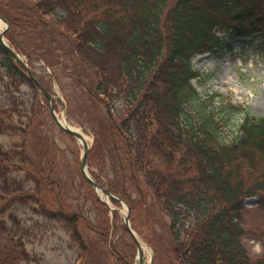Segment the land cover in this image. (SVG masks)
<instances>
[{
  "label": "trees",
  "instance_id": "16d2710c",
  "mask_svg": "<svg viewBox=\"0 0 264 264\" xmlns=\"http://www.w3.org/2000/svg\"><path fill=\"white\" fill-rule=\"evenodd\" d=\"M0 15L9 24L8 44L26 57L48 92L52 78L51 90L35 62L46 65L58 86L59 69L92 110L104 111L94 119L89 171L130 207L131 227L152 248V264H264V256L251 258L242 243L243 201L256 197L264 209V117L229 96H203L193 85L201 76L193 67L197 56L220 53L226 37H264V0H0ZM47 106L0 47V137L37 134ZM71 111L67 103L68 118ZM228 129L231 136L224 135ZM55 150L53 143L31 158L23 148L0 146V264L33 262L25 242L35 235L12 205L40 201L39 194L61 187L51 178L58 175ZM24 164L29 170L21 181L14 173L24 172ZM29 177L32 186L26 188ZM81 178L103 222L95 229L102 241L93 245L96 251L85 246L78 264H102V242L114 264H133L136 244L123 223L120 235L115 228L120 215L110 213ZM149 195L168 219L167 241L140 232L150 213ZM46 210L80 239L74 215Z\"/></svg>",
  "mask_w": 264,
  "mask_h": 264
},
{
  "label": "rangeland",
  "instance_id": "374dc122",
  "mask_svg": "<svg viewBox=\"0 0 264 264\" xmlns=\"http://www.w3.org/2000/svg\"><path fill=\"white\" fill-rule=\"evenodd\" d=\"M224 40L225 48L220 53L200 55L193 60L194 69L201 74L198 79L193 81V85L203 96L209 94L229 96L232 103L244 106L251 115L264 117V37L238 39L231 36ZM34 65L35 72L44 76V83L52 90L48 81V71L42 69L40 62H35ZM56 71L62 75L57 89L53 87L58 103L57 114L61 116L64 109L66 112L68 103L72 110L71 118H67L68 123L81 129L87 137V142L91 145L95 116L99 117L98 110L100 115L104 111L102 108L92 110L81 90L75 89L68 77L59 69ZM21 90L27 95H31L29 87L22 86ZM14 120L17 121L16 117ZM38 120L43 126L37 134L30 136L17 132V134L13 133V136H1L0 146L8 151L17 148L22 150L23 148L25 155L33 158V155H38L40 149H49L55 143L62 151L55 150L54 157H51L54 159L53 169L58 172L57 177L52 176L51 178L60 183L61 189L54 188L49 194L42 192L37 197L40 201L20 200L12 206L18 209V217L29 226L30 232L35 235L34 239L25 242L26 251L33 259L32 264H78L86 247L88 251H96L93 245L102 241L95 231V229L102 228L103 219L98 212L100 206L93 203L94 199L90 191L80 186L82 178L77 161L82 155L81 145L61 134L49 113L43 112ZM24 121L26 122L27 119L25 118ZM233 125L234 123H231V126ZM234 130L235 127H232L231 131L234 132ZM231 131L225 130L224 135L231 136ZM21 170L24 172L14 173V176L25 181L29 169L24 164ZM26 182H24L26 188L32 186L31 177ZM50 183L54 184L53 181ZM31 193L33 192L31 191ZM109 206L118 210L123 209L111 202H109ZM147 206L151 214L149 213L145 228L140 232L148 234V239L151 238L150 234H153V240H166L169 225L167 217L154 207L150 195L147 197ZM243 206L245 208L243 227L246 234L242 243L251 258H260L264 256V209L259 207L256 197L244 200ZM43 207L49 214L62 211L69 216L74 215L80 239L75 241L70 224L66 226L64 220L58 221L43 214ZM118 214L120 218H118L115 228L120 235L124 215L121 212ZM150 229H153V232ZM150 249V247H146L144 252L146 263L150 261ZM97 251L100 252L98 257L100 263L114 264L112 257L106 254V251H109L103 242ZM133 264L138 263L134 260Z\"/></svg>",
  "mask_w": 264,
  "mask_h": 264
},
{
  "label": "water",
  "instance_id": "95a60500",
  "mask_svg": "<svg viewBox=\"0 0 264 264\" xmlns=\"http://www.w3.org/2000/svg\"><path fill=\"white\" fill-rule=\"evenodd\" d=\"M9 25L5 18H3L0 15V47L12 58L14 62H16L18 65H20L26 75L31 79V81L35 84L38 91L45 96L48 102V110L53 118V121L57 125V127L62 130L63 132L69 134L71 137H73L82 147V155L80 158V171L83 176V178L91 185V187L95 190L97 194H101L100 197L108 204L109 199L117 200L121 203V205L124 207L122 210H114L110 208L111 211L121 212L124 215V223L126 226L127 231L129 232L130 236L134 240L136 247H137V261L138 264H147L143 258V245H145L143 242H141L137 236V234L131 229L130 224V208L129 206L120 198L113 196L110 194L105 188H103L99 183H97L93 177L88 172L87 167V156L88 153L91 150V146H89L86 136L83 135L81 132L71 129V127L68 125L67 121V115L64 111L62 112L61 116H58L55 111L54 106V96H52L49 92H47L41 84L35 79V77L32 75L28 65L25 63L24 58L16 52L13 48H11L6 40H5V33L8 30ZM54 88L56 89L55 80L53 79ZM147 247V246H146ZM150 262L148 264H152L153 260V252H150Z\"/></svg>",
  "mask_w": 264,
  "mask_h": 264
},
{
  "label": "bare ground",
  "instance_id": "6f19581e",
  "mask_svg": "<svg viewBox=\"0 0 264 264\" xmlns=\"http://www.w3.org/2000/svg\"><path fill=\"white\" fill-rule=\"evenodd\" d=\"M67 123H68V122H67ZM68 125L71 127V129L76 130V131H79V132H81L83 135H85V134L82 132L81 129H78L77 127H74V126L71 125L70 123H68ZM85 136H86V135H85ZM86 139H87V137H86ZM145 251H146V246L143 245V252H145Z\"/></svg>",
  "mask_w": 264,
  "mask_h": 264
}]
</instances>
